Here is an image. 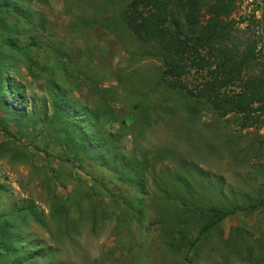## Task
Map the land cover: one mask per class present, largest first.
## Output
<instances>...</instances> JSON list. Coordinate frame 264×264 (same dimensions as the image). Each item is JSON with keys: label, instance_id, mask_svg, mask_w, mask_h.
Masks as SVG:
<instances>
[{"label": "rangeland", "instance_id": "obj_1", "mask_svg": "<svg viewBox=\"0 0 264 264\" xmlns=\"http://www.w3.org/2000/svg\"><path fill=\"white\" fill-rule=\"evenodd\" d=\"M129 1L32 0L30 8L48 21L43 50L1 52L2 61L21 63L15 76L26 84L36 106L47 97V82L32 77L20 56L30 57L44 76L47 67L53 75L64 73L62 64L71 57L73 76L67 81L74 97L90 107L104 100L109 106L105 130L114 134L123 155L149 164L144 187L132 171L115 181L112 174L103 179L96 172L98 182L79 167L64 137L53 134L50 126L33 125L29 132V124L19 127L0 111V211L11 217L22 252L12 260L264 264V205L228 217L202 237L207 217L197 212L185 228L186 246L178 247L173 236L186 215L174 200L201 208L264 202V126L243 129L241 116L217 118L206 102L162 85V62L153 45L138 40L120 18ZM263 6L261 0H240L239 26L259 35L264 26L251 17L260 16ZM5 37L0 30V44ZM61 42L62 52L53 53ZM104 156L114 158L111 166L122 171L118 158L107 152ZM101 185L116 194L109 197Z\"/></svg>", "mask_w": 264, "mask_h": 264}, {"label": "trees", "instance_id": "obj_2", "mask_svg": "<svg viewBox=\"0 0 264 264\" xmlns=\"http://www.w3.org/2000/svg\"><path fill=\"white\" fill-rule=\"evenodd\" d=\"M31 1L0 0V30L6 33L4 43L0 44V111L10 115L19 127L23 123L29 124V132L33 125L50 126L53 134L64 137L62 140L67 143L79 167L94 180L100 181L95 176L96 172H101L103 179L112 174L110 179L115 181L122 178L124 172L132 171L144 187L149 164L123 155L114 134L105 130V108L109 106L104 104V100L93 107L82 105L74 97L73 88L67 81L69 74L73 76L68 68L73 61L71 57L67 55L69 61L62 64L64 73L55 72L53 75L51 67H47L44 76L30 57L20 56L32 77L46 79L47 97L41 106L33 104L27 96L26 84L15 76L21 69V63L14 58H10V62L2 61L3 49L16 54L32 53L41 48L48 21L30 8ZM239 2L130 0L120 18L138 40L153 45L156 57L162 62V85L185 93L191 99L206 102L217 118L239 115L241 128H261L264 126V30L255 36L239 26L241 23L236 18ZM262 5L264 0H261ZM251 20L264 26V10L258 17L253 14ZM63 47L65 44L61 42L53 46L52 51L60 53ZM44 53L50 54L47 50ZM104 93L105 90L99 92L102 97ZM17 105L23 106L24 110H19ZM6 127L5 132H8ZM104 152L118 158L121 172L111 166L114 158H104ZM45 155L49 158L50 154L45 151ZM102 188L109 197L116 194ZM174 201L178 203V211L181 213L183 210L182 214L186 215L173 236L178 247L186 246L185 228L197 212L207 217L200 233L202 237L228 217L238 212L257 210L264 205V202H258L247 207L201 208L180 199ZM21 209L34 213L30 209ZM14 228L11 217L0 211V264L3 260L10 264H33L32 256H25L23 261L12 260L22 253L21 241ZM191 252V247L185 250V262H188Z\"/></svg>", "mask_w": 264, "mask_h": 264}]
</instances>
